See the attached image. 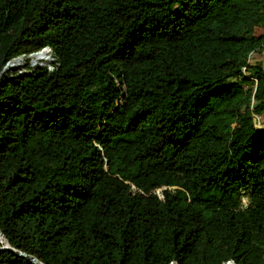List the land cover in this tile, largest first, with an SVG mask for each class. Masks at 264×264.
<instances>
[{
    "label": "trees",
    "instance_id": "obj_1",
    "mask_svg": "<svg viewBox=\"0 0 264 264\" xmlns=\"http://www.w3.org/2000/svg\"><path fill=\"white\" fill-rule=\"evenodd\" d=\"M263 23L264 0H0V70L51 51L0 73L6 244L42 264H264Z\"/></svg>",
    "mask_w": 264,
    "mask_h": 264
},
{
    "label": "rangeland",
    "instance_id": "obj_2",
    "mask_svg": "<svg viewBox=\"0 0 264 264\" xmlns=\"http://www.w3.org/2000/svg\"><path fill=\"white\" fill-rule=\"evenodd\" d=\"M256 33H262V34L264 33L263 25H262V29L256 28ZM42 49H44V50H42ZM42 49H40V50H42V51H40L42 53H40V52L37 53V51H35V52H31L30 54H27V55H23V54L20 55V57L23 58L22 61H20V62L15 59L17 57L12 58L13 60L11 59L12 61L7 65V69L5 71H13V70H17V71L19 70L20 71V70L25 69L26 65H28L32 68L36 67V66H40V65H48L49 62L51 61V56H49V54L51 55V51L49 48H42ZM259 52H261L263 55L259 56L258 55ZM255 53H257V54H255ZM47 56H49V59L46 61ZM255 59H256V61H254ZM247 62L248 63H257L264 69V45L259 50L251 52L248 55ZM253 120H254L253 123L256 127L261 126V124H260L261 118L259 116H253ZM242 201H243V203L246 202V200L244 198L242 199ZM171 263H169V264H171Z\"/></svg>",
    "mask_w": 264,
    "mask_h": 264
},
{
    "label": "water",
    "instance_id": "obj_3",
    "mask_svg": "<svg viewBox=\"0 0 264 264\" xmlns=\"http://www.w3.org/2000/svg\"><path fill=\"white\" fill-rule=\"evenodd\" d=\"M6 64H7V62L5 63V65H4V66L2 67V69L0 70V73H2L3 71L6 70ZM0 244H1L0 249H7V250H9L11 253H14V254H16V255L22 256V257H24L25 259H27L28 261H30L32 264H42L41 262H39V261H38L36 258H34L33 256L27 255V254H25V253H23V252H21V251H19V250H16V249H13V248L9 247V246L6 244V242H5L4 238H3V236L1 235V233H0ZM228 261L232 262L231 260H228ZM232 263H233V262H232ZM171 264H175V263L172 262ZM233 264H234V263H233Z\"/></svg>",
    "mask_w": 264,
    "mask_h": 264
},
{
    "label": "bare ground",
    "instance_id": "obj_4",
    "mask_svg": "<svg viewBox=\"0 0 264 264\" xmlns=\"http://www.w3.org/2000/svg\"><path fill=\"white\" fill-rule=\"evenodd\" d=\"M43 50V49H42ZM41 51V50H40ZM37 52H39V51H37ZM17 58H19V57H17ZM17 58H15V59H17ZM12 61V60H11ZM11 61H9V62H7V64H6V69H7V65L11 62ZM17 61H19V60H17ZM20 62V61H19Z\"/></svg>",
    "mask_w": 264,
    "mask_h": 264
},
{
    "label": "crops",
    "instance_id": "obj_5",
    "mask_svg": "<svg viewBox=\"0 0 264 264\" xmlns=\"http://www.w3.org/2000/svg\"><path fill=\"white\" fill-rule=\"evenodd\" d=\"M257 53H258V52H257ZM257 53H255V54H257ZM255 54H254V55H255ZM258 55L260 56V55H263V54H262L261 52H259V54H258ZM254 61H256V59H255Z\"/></svg>",
    "mask_w": 264,
    "mask_h": 264
},
{
    "label": "built area",
    "instance_id": "obj_6",
    "mask_svg": "<svg viewBox=\"0 0 264 264\" xmlns=\"http://www.w3.org/2000/svg\"><path fill=\"white\" fill-rule=\"evenodd\" d=\"M263 31H264V23H263ZM263 35H264V33H263ZM20 57V56H19ZM242 70H243V68H242Z\"/></svg>",
    "mask_w": 264,
    "mask_h": 264
}]
</instances>
